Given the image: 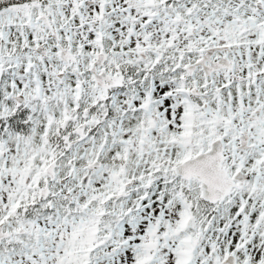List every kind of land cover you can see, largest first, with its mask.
<instances>
[{
  "label": "flooded vegetation",
  "instance_id": "obj_1",
  "mask_svg": "<svg viewBox=\"0 0 264 264\" xmlns=\"http://www.w3.org/2000/svg\"><path fill=\"white\" fill-rule=\"evenodd\" d=\"M0 264H264V0H0Z\"/></svg>",
  "mask_w": 264,
  "mask_h": 264
},
{
  "label": "water",
  "instance_id": "obj_2",
  "mask_svg": "<svg viewBox=\"0 0 264 264\" xmlns=\"http://www.w3.org/2000/svg\"><path fill=\"white\" fill-rule=\"evenodd\" d=\"M199 158L195 159V160H198ZM228 258V257H227Z\"/></svg>",
  "mask_w": 264,
  "mask_h": 264
}]
</instances>
